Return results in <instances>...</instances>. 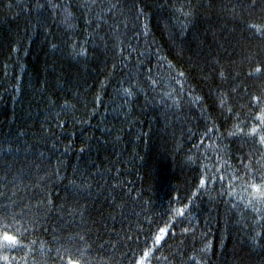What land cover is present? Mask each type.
<instances>
[{
  "label": "trees",
  "instance_id": "trees-1",
  "mask_svg": "<svg viewBox=\"0 0 264 264\" xmlns=\"http://www.w3.org/2000/svg\"><path fill=\"white\" fill-rule=\"evenodd\" d=\"M252 4L0 0V215L25 246L10 264H66L69 236L80 264H264Z\"/></svg>",
  "mask_w": 264,
  "mask_h": 264
},
{
  "label": "snow or ice",
  "instance_id": "snow-or-ice-1",
  "mask_svg": "<svg viewBox=\"0 0 264 264\" xmlns=\"http://www.w3.org/2000/svg\"><path fill=\"white\" fill-rule=\"evenodd\" d=\"M52 7H56V5H52ZM252 7H255V0H253ZM70 19V14L65 18V22H67ZM71 26V25H69ZM249 29H255L257 32L264 33V29L261 27L250 24L248 25ZM55 47V45H54ZM256 73L261 72V68H256ZM223 75V74H221ZM251 75V74H250ZM128 91L127 89L125 90ZM130 94V93H129ZM252 100L256 102L257 105H259L261 98L259 97H252ZM221 103H225V101L222 99ZM258 123H254V125L251 127L250 131L243 133V135L251 137L253 140L257 136H259V143L264 144V109L261 110V114L258 115L255 118ZM205 185V180H200V187H203ZM251 189L253 190V193L257 196H260L264 198V183L257 184L252 183L250 185ZM176 214L178 216L184 215V209H177L175 210ZM15 220V217H10L8 211L5 209L4 213L0 215V261H3L4 264H10L9 257L7 255H4L7 251L10 249H16L20 248L23 250L24 245H22V237L24 235V232L21 231L19 227L12 221ZM161 233L165 231V229L160 230ZM79 239L83 240V237L81 236ZM162 239L161 235H157L155 237V244H159L160 240ZM59 251V250H58ZM63 253L60 258L63 260L65 256L66 264H80V260L82 259V254L80 253L79 248L73 247V238L71 236L68 237V246L63 248ZM151 254V249L146 250L143 255L139 258V260L136 262V264H147V260Z\"/></svg>",
  "mask_w": 264,
  "mask_h": 264
},
{
  "label": "bare ground",
  "instance_id": "bare-ground-1",
  "mask_svg": "<svg viewBox=\"0 0 264 264\" xmlns=\"http://www.w3.org/2000/svg\"><path fill=\"white\" fill-rule=\"evenodd\" d=\"M166 91V90H165ZM202 174V173H201Z\"/></svg>",
  "mask_w": 264,
  "mask_h": 264
}]
</instances>
